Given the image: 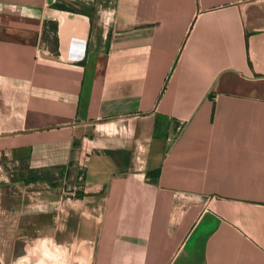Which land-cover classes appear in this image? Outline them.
Segmentation results:
<instances>
[{
    "label": "crops",
    "instance_id": "crops-1",
    "mask_svg": "<svg viewBox=\"0 0 264 264\" xmlns=\"http://www.w3.org/2000/svg\"><path fill=\"white\" fill-rule=\"evenodd\" d=\"M65 169L78 197L26 182ZM27 228L70 264H264V0H0V256Z\"/></svg>",
    "mask_w": 264,
    "mask_h": 264
},
{
    "label": "rangeland",
    "instance_id": "rangeland-1",
    "mask_svg": "<svg viewBox=\"0 0 264 264\" xmlns=\"http://www.w3.org/2000/svg\"><path fill=\"white\" fill-rule=\"evenodd\" d=\"M75 170L68 169V170H57L42 173L41 175H30L27 179L28 182H32L35 184L44 183V180L48 181V185L52 186L53 191L57 190L60 191L62 195L65 197H78L79 190L74 189L75 186L79 187L80 181L77 180ZM41 180V181H40ZM42 189V188H40ZM27 230V231H26ZM27 232V234L24 233ZM20 239L17 241L18 247L17 252L19 251V255H3L0 256V264H70L69 257L54 254L53 251L47 250L51 253H46L44 251V247L42 246V240L36 241V245L38 242L41 243L40 246H36L37 248L35 251H32L30 254L27 251H24V248L27 245V238L26 235L34 237L39 235L38 231H34L33 228L22 229ZM25 236V237H24ZM47 248V247H46ZM48 248L50 246L48 245Z\"/></svg>",
    "mask_w": 264,
    "mask_h": 264
}]
</instances>
